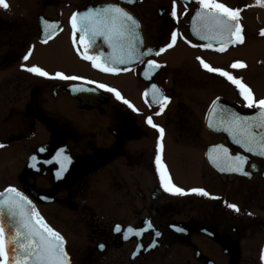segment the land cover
<instances>
[{
  "label": "flooded vegetation",
  "instance_id": "flooded-vegetation-1",
  "mask_svg": "<svg viewBox=\"0 0 264 264\" xmlns=\"http://www.w3.org/2000/svg\"><path fill=\"white\" fill-rule=\"evenodd\" d=\"M7 2L10 10L0 8V144L5 145L0 161L11 152L14 163L7 159L0 171V192L11 186L25 194L47 224L66 239L72 264H78L77 248L85 245L84 253L78 251L84 257L81 264H264V159L245 152L222 127H210L208 122L213 101L231 111L254 108L246 106L235 85L208 72L197 59L241 79L255 100L264 99L252 85L248 50L250 35L260 34L264 22L255 30L246 24L250 15L264 16L253 12L246 0H218L241 9L244 37L243 44L235 42L219 52L218 44L199 47L207 42L192 29V17L199 9L196 1L176 0V19L170 15L173 0ZM109 4L136 17L141 50H159L170 42L173 30L179 33L172 48L144 58L161 65L150 79L142 75L145 64L139 62L120 65L130 70L117 74L102 72L73 46L72 14ZM41 17L63 23V31L47 43L40 40ZM29 48L31 56L23 61ZM237 62L245 67L232 68ZM22 65L106 84L137 111L95 84L39 77ZM261 77L253 79L260 82ZM152 84L169 98L160 115L155 114L160 112L158 105L149 107L144 100L143 93ZM74 87L84 90L73 91ZM149 116L164 130L163 137L147 124ZM158 144L173 185L186 192L203 188L220 199L165 191L155 163ZM217 145L233 156H247L244 170L250 175L220 171L209 158ZM61 149L71 163L58 179L56 153ZM33 155L36 161L30 159ZM227 203L240 211L229 209ZM117 224L121 233L113 230ZM173 225L185 231L177 232ZM129 226L142 230V235L123 239ZM138 243L143 245L139 250ZM99 244L105 248L100 250Z\"/></svg>",
  "mask_w": 264,
  "mask_h": 264
},
{
  "label": "snow or ice",
  "instance_id": "snow-or-ice-1",
  "mask_svg": "<svg viewBox=\"0 0 264 264\" xmlns=\"http://www.w3.org/2000/svg\"><path fill=\"white\" fill-rule=\"evenodd\" d=\"M135 0H127V3H134ZM199 9L195 13L192 23V29L195 34L207 43L199 45L202 48H212L213 44H218L216 49L224 52L230 44L235 42H243L240 25L241 9H233L218 0H196ZM257 4L264 6V0H257ZM0 8L10 10V4L7 0H0ZM171 17L177 18L176 0H173ZM178 22V21H177ZM44 38L43 43H47L55 34L58 25L44 21ZM70 23L73 34V46L84 60L90 61L94 68L105 73L117 74L120 71H128L127 67L123 69L120 65H129L135 62L144 63L145 69L142 75L146 79H150L151 74L161 67L156 60L145 57L150 55H160L167 48H172L177 41L179 33L173 30L170 33V42L159 50L151 48L141 50V39L137 32L139 28L138 21L125 8L116 4L103 5L96 8H88L83 12H75L70 17ZM77 33L79 39L77 40ZM264 35V30L261 31ZM102 38L104 44L111 49L109 54H105L97 45V39ZM197 45H193L196 47ZM34 47V46H33ZM82 48V51H81ZM90 50L94 54H90ZM32 48L21 58L27 61L31 56ZM204 69L210 73H217L221 77L226 78L239 90V94L246 101L248 108L258 109L256 116H242L234 111L217 105V101H213V106L209 112V126H220L224 131L228 132L232 142L238 145L247 153H254L264 157V99L255 100L252 90L242 83L241 79L234 77L229 72L219 68L211 67L202 58L197 57ZM232 68H243V63L237 62L231 65ZM23 70L33 73L39 77L48 79H59L66 81H83L85 84H95L97 89H104L113 93L117 100L122 101L133 111H137L134 106L125 99L121 93L106 84L89 81L83 77L66 75L63 72L49 73L39 66L25 67ZM84 90L83 88H73V91ZM145 103L151 107L158 105L160 115L169 98L162 91L152 84L149 89L143 93ZM146 122L153 128H157L160 136L163 137L164 130L153 123L152 117H146ZM5 145L0 144V148ZM41 147L38 151H44ZM162 145L158 144L155 163L157 172L159 173L160 183L165 191L172 194L186 195L188 192L198 196L208 197L211 199H220V197L211 196L203 188H192L186 192L184 189L176 187L171 181V177L167 172L166 166L161 162L160 151ZM209 158L220 169V171L237 172L242 175H250L244 170L247 163L245 155H231L228 148L217 145L209 152ZM36 161L37 157L33 155L30 158ZM50 162V161H49ZM56 163L59 169L55 173L56 178H61L63 173L67 171V166L71 163V157L65 154V150L61 149L56 153ZM35 167L33 163L31 165ZM226 207L233 211L239 212L237 205L227 203ZM7 224V228L5 225ZM151 224H149V228ZM175 231L183 232L184 228L180 226H172ZM114 232L121 233L122 227L117 224L114 226ZM130 235L141 236L142 230L134 229L131 226L123 231V239H129ZM156 236L160 233L156 232ZM65 239L52 227H50L44 218L37 211L32 201L26 195L21 193L15 187H8L4 192H0V264H70V258L65 250ZM150 246L154 247L155 243ZM141 243L137 244V249L142 248ZM98 248L103 250L104 244H99ZM261 260L264 261V250L261 252Z\"/></svg>",
  "mask_w": 264,
  "mask_h": 264
},
{
  "label": "rangeland",
  "instance_id": "rangeland-1",
  "mask_svg": "<svg viewBox=\"0 0 264 264\" xmlns=\"http://www.w3.org/2000/svg\"><path fill=\"white\" fill-rule=\"evenodd\" d=\"M247 3H250V6L252 7L253 12L256 11L259 13L261 16H264V8L263 6L257 4V0H246ZM264 22V17H254V16H249L246 19V24L250 26L251 30H255L257 27V24L263 23ZM248 50L250 52V57H251V67H252V85L256 86L257 89L259 90L260 93H264V79L260 82H256L253 79V76L257 74H262L264 73V35L257 34H251L250 35V42L248 45ZM259 68L262 70H259ZM264 76V74H263ZM7 158L0 161V171H3V167L6 166L9 162H6L7 159L11 161V163H14V159L11 158V152H6ZM1 182V180H0ZM71 235V234H70ZM87 246H81L77 248V258H79L78 264H81V261H84V257L79 254L78 251L84 253L86 251ZM126 261H123L120 264L125 263Z\"/></svg>",
  "mask_w": 264,
  "mask_h": 264
},
{
  "label": "water",
  "instance_id": "water-1",
  "mask_svg": "<svg viewBox=\"0 0 264 264\" xmlns=\"http://www.w3.org/2000/svg\"><path fill=\"white\" fill-rule=\"evenodd\" d=\"M96 43H97V45L100 46V50L103 51V52L105 53V52H106V47H107V46L104 45V43H103V41H102V38H98ZM90 54H94V52H92V51L90 50ZM105 54L107 55V52H106ZM256 115H258V112H257V114H255L254 116H256ZM5 227L7 228V224L5 225ZM65 250H66V249H65ZM70 264H71V263H70Z\"/></svg>",
  "mask_w": 264,
  "mask_h": 264
}]
</instances>
